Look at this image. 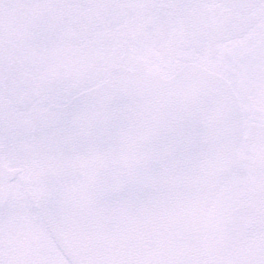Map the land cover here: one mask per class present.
Listing matches in <instances>:
<instances>
[{
    "label": "snow or ice",
    "instance_id": "1",
    "mask_svg": "<svg viewBox=\"0 0 264 264\" xmlns=\"http://www.w3.org/2000/svg\"><path fill=\"white\" fill-rule=\"evenodd\" d=\"M0 264H264V0H0Z\"/></svg>",
    "mask_w": 264,
    "mask_h": 264
}]
</instances>
